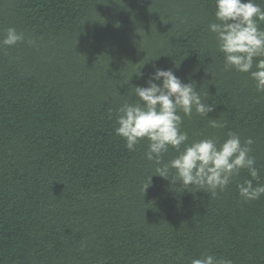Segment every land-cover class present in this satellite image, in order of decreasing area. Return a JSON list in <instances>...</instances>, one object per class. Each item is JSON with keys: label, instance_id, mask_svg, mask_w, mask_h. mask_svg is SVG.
<instances>
[{"label": "trees", "instance_id": "trees-1", "mask_svg": "<svg viewBox=\"0 0 264 264\" xmlns=\"http://www.w3.org/2000/svg\"><path fill=\"white\" fill-rule=\"evenodd\" d=\"M0 264H264V0H0Z\"/></svg>", "mask_w": 264, "mask_h": 264}]
</instances>
